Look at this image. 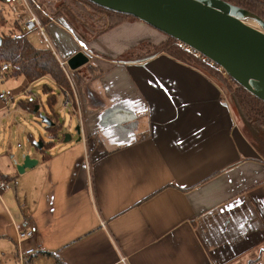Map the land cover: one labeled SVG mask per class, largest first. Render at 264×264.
Segmentation results:
<instances>
[{"label":"crops","instance_id":"1","mask_svg":"<svg viewBox=\"0 0 264 264\" xmlns=\"http://www.w3.org/2000/svg\"><path fill=\"white\" fill-rule=\"evenodd\" d=\"M47 24L63 58L84 51L100 72L78 86L88 143L60 129L33 167L0 170V252L17 262L15 225L31 220L26 264H264V159L221 86L152 54L164 39L143 21L83 43Z\"/></svg>","mask_w":264,"mask_h":264},{"label":"water","instance_id":"2","mask_svg":"<svg viewBox=\"0 0 264 264\" xmlns=\"http://www.w3.org/2000/svg\"><path fill=\"white\" fill-rule=\"evenodd\" d=\"M88 1L131 15L173 37L215 63L233 81L264 101V21L255 13L224 0ZM245 18L255 21L263 31L252 28ZM90 56L78 51L67 63L75 70L87 64ZM37 110L36 105L34 112ZM40 119L45 126L54 125L48 115H40ZM36 146L41 149L42 142ZM36 163L37 159L24 155L17 170L22 173Z\"/></svg>","mask_w":264,"mask_h":264},{"label":"trees","instance_id":"3","mask_svg":"<svg viewBox=\"0 0 264 264\" xmlns=\"http://www.w3.org/2000/svg\"><path fill=\"white\" fill-rule=\"evenodd\" d=\"M224 1L251 11L264 21V0ZM41 3L52 16L64 17L74 25L73 28L83 27L89 30L90 35H88L87 38L99 36L122 23L124 20L134 18L128 14L105 9L88 0H41ZM111 17L114 19H111ZM89 18L91 19V21L89 20L90 23L96 22L95 20L103 21L104 23H102V27L100 29L96 30L93 29L89 23ZM42 20L44 21L43 18ZM16 27L19 29L17 24ZM0 39V66L3 63H7L11 66L9 71H3L0 73V77L23 75L26 80L31 83L42 77L50 76V78L54 81V84L60 89L63 90L65 88V91L70 89L67 79L65 78L49 48L43 49L34 47L29 42L27 33L21 30L18 31L16 37L12 36V30H10L6 34L1 35ZM146 47L147 45H144L134 51H139L140 49ZM188 48L189 47L173 37L166 35V38L160 43L152 46L150 51L152 54L164 52L185 64L201 70L213 79L215 78L219 80L222 84L224 83L231 94L235 110L243 124L244 133L252 143L255 150L264 159V101L248 92L245 88L233 80V85H229L226 82V79L217 71L215 67L210 65L205 59H201L196 56ZM132 53L133 51L128 52L129 55ZM95 68L96 67L92 66L89 61L84 66L73 70L75 77L78 80V85H81L83 82L91 80L93 77L98 75L100 72H98ZM82 70H85L86 72L96 70L97 73L95 75L90 74L89 77H82ZM43 88V91L48 93V91L45 90L48 87L44 85ZM46 102L49 107L52 108L55 104V95L53 93L47 95ZM19 105L25 110L34 111V108L37 105V100H21ZM57 115L58 114L55 112L48 115L54 121V125L45 126L46 130L53 138L57 137L58 132L62 127V123L58 122ZM89 136L91 137V135ZM52 144V140L42 142V148L39 149V151L45 153V149L52 147ZM46 156L47 154H43L42 158H46ZM3 178L6 180L8 179L5 176Z\"/></svg>","mask_w":264,"mask_h":264},{"label":"rangeland","instance_id":"4","mask_svg":"<svg viewBox=\"0 0 264 264\" xmlns=\"http://www.w3.org/2000/svg\"><path fill=\"white\" fill-rule=\"evenodd\" d=\"M47 12L49 13L50 16H52L48 10ZM15 17L16 16L12 14L2 2H0V36L6 34L10 30L16 32L19 31V29H17L15 23L13 22L15 20ZM52 17L55 18L58 22H60L72 34H74V36H76L80 42L83 43L89 40V38L87 37L90 34H89V30H87L86 28L83 27L73 28L74 25L62 16H58V17L52 16ZM43 19L45 21L43 22L45 24L44 26L46 29V34L52 36L51 32H49L48 30L47 23L53 25L55 24L57 26L59 25L53 22L52 20H48L46 17H43ZM111 19L114 18L111 17ZM89 20L91 21L90 18L88 19V21ZM95 21L96 22L90 23L92 28L96 30L100 29L102 27V23L104 22L99 20L98 21L95 20ZM128 21H141V20L137 18H128ZM148 26L153 31H155L154 33H158L159 35H162L163 36L162 39L166 38V34L153 28L150 25ZM30 33L32 32H27V36ZM59 38L62 40V35L59 36ZM36 40H38L39 42H44L46 43L47 46H49L44 35L40 34L39 32L36 33ZM31 43L33 45L37 44L33 42ZM144 45H147V43L143 44V46ZM207 62L217 69V71L226 79V82L229 85H233L232 79L227 74H225L222 68L220 69L216 65L211 64L210 61ZM58 65L61 68L59 63ZM62 72L68 81L70 94H72V88L70 86L69 80L70 79L73 80L72 83H74L75 88L79 86L77 83L78 80L75 77L74 72H72V75H70L69 78L65 75L63 70ZM82 72H83L82 77H89L90 74L95 75L97 73L96 70L92 72H86L85 70H82ZM214 80L225 91L228 100L235 109V105L231 99V94L228 88L225 86L224 83L222 84L219 80L215 78ZM53 82L54 81L50 78V76L42 77L31 84H28V81L23 75H19L16 77L0 78V88L3 90H9L12 96V99L7 101V103L5 101L0 100V170H2L3 172H10V173L18 172L17 165L23 161L24 155H29L31 157L40 155L41 152L36 146L37 143L48 142L50 140L54 141L55 139H57L56 137L53 138L50 136V134L45 128V124L40 119V115H51L53 112H55L58 114L57 115L58 122L62 123V128H61L62 132L69 133L71 135L76 133L77 127L75 125V120L72 116H70V113L67 112L66 110L67 108L63 107L64 96L60 92L59 88H57L54 85ZM44 85L48 87L45 89L46 91H48V93H45L42 90V87ZM24 90H26L25 93H23ZM62 91L65 93V88ZM51 93H55L57 95V102L52 108H50L46 102L47 95H50ZM25 99L37 100L38 111L36 113L34 111H28L20 107V105L18 104L19 101ZM236 114L238 115L237 112ZM46 151H48V149H45V152ZM0 264H18L13 258V251H5L4 253L0 252Z\"/></svg>","mask_w":264,"mask_h":264},{"label":"built area","instance_id":"5","mask_svg":"<svg viewBox=\"0 0 264 264\" xmlns=\"http://www.w3.org/2000/svg\"><path fill=\"white\" fill-rule=\"evenodd\" d=\"M0 2H2L8 8V10L16 16L13 22L15 23V25L17 24L19 26V31L21 30L26 33L37 31L40 34L44 35L45 39L49 44L48 48L51 50L57 62L60 64L61 69L64 71L65 75L69 78L70 75H72L73 70L69 67L67 63V59L63 58L51 43L48 35L46 34V29L44 26L45 24L42 18L46 17L48 20H52L63 29H65V27L55 18L49 15L47 10L43 7L41 0H0ZM17 34L18 32L12 31L13 37H16ZM188 49L192 51L199 58L205 59L206 61H210L209 59H207L200 53L194 51L193 49L191 48ZM210 63L216 65L212 61H210ZM10 68L11 66L9 64L3 63L0 66V73H2L3 71H9ZM72 81H73L72 79L69 80L70 86L72 88V94H70V91H65V107L69 110V112L76 115L77 117L76 127L78 128L77 134L79 135L80 140H82L84 144H87L88 135L85 131L83 118L81 115L78 87L75 88L74 83H72ZM10 99H12L10 91L3 90L0 88V100L7 102ZM7 187H8L7 182L1 180L0 188H7ZM15 227H16V241H15L16 260L18 264H26L30 259V257L34 255L37 252V250H39V248L22 247V246L25 241L35 237L37 233V227L34 223H32L31 220L24 222L22 224H17L15 225ZM121 260L124 264H128L126 257H122Z\"/></svg>","mask_w":264,"mask_h":264},{"label":"bare ground","instance_id":"6","mask_svg":"<svg viewBox=\"0 0 264 264\" xmlns=\"http://www.w3.org/2000/svg\"><path fill=\"white\" fill-rule=\"evenodd\" d=\"M244 21H245L248 25H250L252 28H254L255 30L260 31V32L263 31L262 28H261L260 26H258V24H257L255 21H253L252 19H250V18H245Z\"/></svg>","mask_w":264,"mask_h":264}]
</instances>
